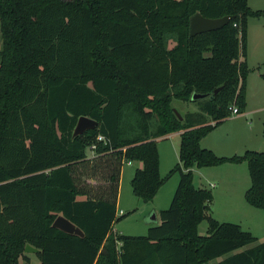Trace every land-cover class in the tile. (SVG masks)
Listing matches in <instances>:
<instances>
[{
	"label": "trees",
	"instance_id": "obj_1",
	"mask_svg": "<svg viewBox=\"0 0 264 264\" xmlns=\"http://www.w3.org/2000/svg\"><path fill=\"white\" fill-rule=\"evenodd\" d=\"M196 12L230 18L190 35ZM262 14L247 0H0V264H33L26 243L38 264H264V239L246 246L250 230L213 217L211 190L192 171L245 161V199L264 213V150L217 155L200 144L231 106L245 109L247 20ZM173 98L197 108L179 118ZM79 115L97 125L72 136ZM175 131L178 160L161 175L157 139ZM123 160L142 161L130 183L145 202L179 174L146 234L111 229L125 213ZM84 170L101 183L79 182ZM59 213L84 234L53 226Z\"/></svg>",
	"mask_w": 264,
	"mask_h": 264
},
{
	"label": "rangeland",
	"instance_id": "obj_2",
	"mask_svg": "<svg viewBox=\"0 0 264 264\" xmlns=\"http://www.w3.org/2000/svg\"><path fill=\"white\" fill-rule=\"evenodd\" d=\"M247 2L252 9L264 7V0H247ZM246 43V59L248 58L249 71L246 76L245 110L240 114L230 113L220 120L200 141L203 147H215L216 151H213L217 155L242 153L246 147L264 150L263 14L248 16ZM172 105L181 113L197 108L196 102L179 98H173ZM247 110H250V112H247ZM207 120L208 122H214L210 116L207 117ZM178 145V134L169 135L168 138L157 139L159 172L161 175H164L178 160ZM86 152L89 155L92 154V150L89 147H87ZM137 165L138 163L131 160H123L122 162L116 207L117 213L120 208L125 213L118 221L112 224L111 229L113 231L134 235L146 234L149 226L159 222L158 210L169 205L177 186L179 174L174 172L161 185L154 201H143L133 193L130 183ZM84 167H87L89 171L90 166ZM84 167H81L80 171ZM78 179L84 185H97V183H101L103 178L100 173H96L91 177L84 170V172L78 174ZM193 183L196 186H204L211 190L212 198L209 206L213 217L221 221L239 223L244 229L252 232L256 239L246 246H251L264 239L263 209L248 203L244 196L245 190L250 184L246 162L242 161L236 164L226 162L199 168L194 167ZM153 213L155 217L151 218ZM207 225L206 219L201 220L198 225L199 233L205 234ZM25 253L33 264L39 263L36 252L25 251Z\"/></svg>",
	"mask_w": 264,
	"mask_h": 264
},
{
	"label": "water",
	"instance_id": "obj_3",
	"mask_svg": "<svg viewBox=\"0 0 264 264\" xmlns=\"http://www.w3.org/2000/svg\"><path fill=\"white\" fill-rule=\"evenodd\" d=\"M229 18H230L229 14H224L219 17H206L203 16L200 12H196L190 17L189 34L193 35L197 32L220 27L224 23H226L229 20ZM220 87L221 85L215 87L214 92L217 91ZM205 95L206 93L193 92L191 94V98L203 97ZM174 111L176 112L179 118L182 117L180 112L177 110V108L174 107ZM96 125H97L96 119L89 117L87 115H79L73 127L72 136L82 133L87 128H93ZM154 217L155 214L153 213L151 215V218ZM52 225L70 233L73 232L81 236L84 234L83 230L79 226L75 225L71 220L66 218L61 213L56 215V217L52 221ZM37 250L38 248L32 246L30 243L25 244L24 251L36 252Z\"/></svg>",
	"mask_w": 264,
	"mask_h": 264
},
{
	"label": "crops",
	"instance_id": "obj_4",
	"mask_svg": "<svg viewBox=\"0 0 264 264\" xmlns=\"http://www.w3.org/2000/svg\"><path fill=\"white\" fill-rule=\"evenodd\" d=\"M248 57V56H247ZM248 59V58H247ZM248 61V60H247ZM261 62V61H260ZM262 63H264V60H262ZM195 110V109H194ZM245 110V109H244ZM250 112V110H247V112ZM243 112V111H242ZM247 112H245V113H247ZM241 112H237V113H232V114H240ZM179 133H180V131H175V132H171V133H169V134H166V135H164V136H161V137H159L158 139H163V138H168L169 137V135H172V134H178L179 135ZM206 135V134H205ZM204 135V136H205ZM201 141V140H200ZM210 147H212L211 149L212 150H214V151H216V148L214 147L213 148V146H210ZM209 147V148H210ZM246 147V146H245ZM178 148H179V145H178ZM245 149H252V148H248V147H246ZM256 149H259V148H256ZM131 161H135L136 163H138V165H137V167H141L142 166V161H140V160H131ZM229 162V161H228ZM242 162V161H241ZM245 162V161H244ZM223 163H226V162H223ZM230 163H234V164H236V163H240V162H230ZM221 164V163H220ZM215 165H218V164H215ZM208 166H211V165H208ZM136 167V168H137ZM200 167H203V166H200ZM199 168V167H198ZM193 169H194V167L192 168V171H193ZM121 174V173H120ZM166 182V181H165ZM164 182V183H165ZM162 185V184H161ZM161 187V186H160ZM159 187V188H160ZM159 188H158V190H157V192H156V194L154 195V197H153V201H154V199L156 198V195H157V193H158V191H159ZM234 189V188H233ZM152 205H153V203H152ZM116 206H117V202H116ZM116 209H117V207H116ZM121 209V208H120ZM119 209V210H120ZM117 212V211H116ZM119 212V211H118ZM118 215H119V213H117ZM116 222V221H115ZM114 223V222H113Z\"/></svg>",
	"mask_w": 264,
	"mask_h": 264
},
{
	"label": "built area",
	"instance_id": "obj_5",
	"mask_svg": "<svg viewBox=\"0 0 264 264\" xmlns=\"http://www.w3.org/2000/svg\"><path fill=\"white\" fill-rule=\"evenodd\" d=\"M238 112V110H237V107L236 106H231V113H237ZM97 138L98 139H101L102 138V136L101 135H97ZM119 212V214H121V213H123V210L122 209H120V210H118Z\"/></svg>",
	"mask_w": 264,
	"mask_h": 264
}]
</instances>
